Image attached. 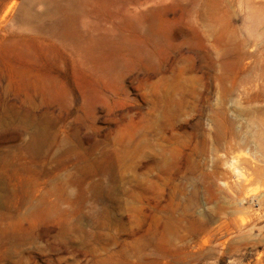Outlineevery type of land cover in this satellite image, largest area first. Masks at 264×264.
<instances>
[{"label":"rangeland","instance_id":"1","mask_svg":"<svg viewBox=\"0 0 264 264\" xmlns=\"http://www.w3.org/2000/svg\"><path fill=\"white\" fill-rule=\"evenodd\" d=\"M0 264H264V0H0Z\"/></svg>","mask_w":264,"mask_h":264}]
</instances>
